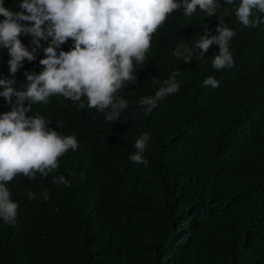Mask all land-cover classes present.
Instances as JSON below:
<instances>
[{"label":"trees","instance_id":"trees-1","mask_svg":"<svg viewBox=\"0 0 264 264\" xmlns=\"http://www.w3.org/2000/svg\"><path fill=\"white\" fill-rule=\"evenodd\" d=\"M16 2L5 5L19 10ZM180 10L153 35L138 79L118 93L129 100L120 121L62 96L33 105L79 147L47 177L8 182L19 208L15 224L0 220V264H264V24L243 27L229 5L213 17ZM218 16L236 30L232 67H212L215 44L192 61L173 56L176 43L194 45L204 27L214 33ZM21 38L32 47V37ZM46 43L16 73V87L25 70L42 68ZM8 59L0 49V76L11 75ZM173 71L180 90L144 115L137 102ZM209 75L218 87L203 85ZM8 110L0 98V112ZM144 132L147 165L129 159ZM61 173L69 186L53 183Z\"/></svg>","mask_w":264,"mask_h":264},{"label":"clouds","instance_id":"clouds-1","mask_svg":"<svg viewBox=\"0 0 264 264\" xmlns=\"http://www.w3.org/2000/svg\"><path fill=\"white\" fill-rule=\"evenodd\" d=\"M16 5L19 10L0 0V49L6 50L11 74L0 76V98L10 105V110L0 112V220L9 225L17 221L19 203L12 198L8 182L18 174L33 179L39 172L47 177L58 168L59 157L79 147L75 134L49 127L50 119L34 112L33 105L62 96L77 102L79 109H96L106 121H120L129 100L118 93L138 79L135 70L143 65L153 35L169 16H181L182 9L186 17L198 10L213 17L222 5H229L243 27L264 24V0H17ZM216 19L214 33L204 27L194 45L176 43L173 56L192 61L215 44L219 50L212 67H232L230 42L236 30L222 17ZM23 36L32 37L31 48ZM69 40L72 46L65 50L62 46ZM42 42H47L39 58L42 68L25 70L26 82L16 87V73L25 60L38 59ZM178 75L173 71L154 94L139 99L144 115L180 90ZM203 85L215 88L219 81L209 75ZM150 137L144 132L136 138L135 152L129 156L132 162L148 164L144 152ZM53 183L69 186L71 182L61 173L53 176ZM27 195L32 199L35 194L29 190ZM41 195L49 198L47 191Z\"/></svg>","mask_w":264,"mask_h":264}]
</instances>
